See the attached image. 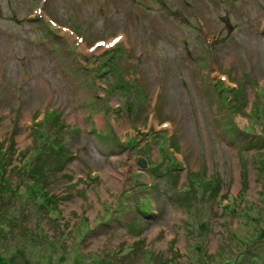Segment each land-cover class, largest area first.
I'll return each mask as SVG.
<instances>
[{
    "label": "rangeland",
    "instance_id": "rangeland-1",
    "mask_svg": "<svg viewBox=\"0 0 264 264\" xmlns=\"http://www.w3.org/2000/svg\"><path fill=\"white\" fill-rule=\"evenodd\" d=\"M2 151L0 264H264V0H0Z\"/></svg>",
    "mask_w": 264,
    "mask_h": 264
},
{
    "label": "trees",
    "instance_id": "trees-1",
    "mask_svg": "<svg viewBox=\"0 0 264 264\" xmlns=\"http://www.w3.org/2000/svg\"><path fill=\"white\" fill-rule=\"evenodd\" d=\"M219 91H220V101H222V103L225 105V106H227L228 107V109L230 110H232V108H233V106H231V104H228L229 102H228V98L225 96V94H224V92H223V89H221V88H226L227 90H232L231 88H227V87H225V86H223V85H221L220 83H219ZM44 118H41L40 120H43ZM35 129H36V131H37V133H38V137H40V138H45V136H46V134H45V131H43V128H40V127H38V129H37V127H35ZM244 131L245 132H249L247 129H244ZM43 140V139H42ZM3 154H4V152L2 151L1 152V154H0V156H3ZM21 165H27V162L24 160V161H22V164H20L19 166H16L15 168H18V167H20ZM2 170H3V166H2V164H1V161H0V171L2 172ZM34 173H35V171H33ZM32 176H34V175H32ZM0 182H1V180H0ZM32 188H34V182L33 183H31V184H29ZM185 186H188V185H185ZM2 187H5V188H7V190H15V188H14V186H11V185H5V184H0V188H2ZM18 189V188H17ZM40 196V195H39ZM36 198H38V197H36ZM40 198V197H39ZM224 205H228L229 207H230V205L229 204H226V203H224ZM149 208V206H147V207H141V211L142 212H144L145 211V209H148ZM231 209L232 210H235L232 206H231ZM149 211V210H148ZM236 211V210H235ZM145 213V212H144ZM203 222H201V223H199V226L202 224ZM248 235V234H247ZM247 235H245L246 237H244L243 239L244 240H246V244L248 243V246L251 244V246L250 247H247V245H245V250L247 249V251L250 253V255H252L250 258H252V257H255V256H257L258 255V253H257V248H256V245H258V244H264V230H256L255 232H254V235L255 236H253V237H248ZM244 247V246H243ZM243 256L245 255V254H242Z\"/></svg>",
    "mask_w": 264,
    "mask_h": 264
}]
</instances>
